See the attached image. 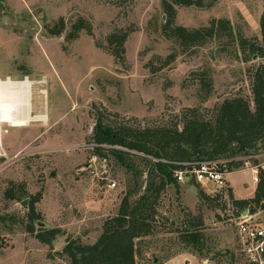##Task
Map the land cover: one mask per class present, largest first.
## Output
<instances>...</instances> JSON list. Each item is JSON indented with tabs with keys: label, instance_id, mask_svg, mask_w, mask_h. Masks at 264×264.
Masks as SVG:
<instances>
[{
	"label": "rangeland",
	"instance_id": "obj_1",
	"mask_svg": "<svg viewBox=\"0 0 264 264\" xmlns=\"http://www.w3.org/2000/svg\"><path fill=\"white\" fill-rule=\"evenodd\" d=\"M203 2L201 7L174 5V25L192 29L212 18H227L248 40L246 48L219 46L211 40L183 52L160 33L165 18L162 0H0V78L32 82L30 113L37 115L26 126L2 124L0 264H69L57 254L66 238L94 242L103 220L117 212L132 176L109 149L126 148L98 143L97 121L138 131L173 125L181 129L188 108L212 119L220 103L235 96L247 98L253 108L252 74L264 56L252 53L248 44L264 46L259 25L263 1ZM4 14L33 27H8L1 20ZM79 16L89 22L91 33L81 31L67 39L71 22ZM59 17L64 18L65 29L52 35L45 25ZM120 28L130 30L123 60L106 49L107 34ZM172 52L174 60L163 65ZM200 70H209L213 82L212 94L204 102L193 75ZM253 158L241 157L240 164L226 167V186L220 189L193 178L176 181L178 187L167 185L157 205L163 224H155L154 233L142 239L143 256L137 263L148 264L152 258L161 262L168 254L187 251L206 264H245L237 245L239 216L230 206L228 189L234 198L253 196ZM256 158L260 164L264 154ZM134 160L144 167L145 160ZM145 175L146 171L142 178ZM198 188L209 198L200 197ZM7 190L10 193L5 194ZM33 197L39 214L34 229L64 232L51 245L26 230ZM251 218L264 221V209ZM195 227L204 244L201 252L183 249L178 242L183 229ZM179 260L201 264L188 255Z\"/></svg>",
	"mask_w": 264,
	"mask_h": 264
},
{
	"label": "trees",
	"instance_id": "obj_2",
	"mask_svg": "<svg viewBox=\"0 0 264 264\" xmlns=\"http://www.w3.org/2000/svg\"><path fill=\"white\" fill-rule=\"evenodd\" d=\"M216 0H208L211 5ZM259 25L264 42V0ZM174 5L204 6L203 0H162L164 19L160 24V33L175 42L181 50L203 46L208 41H214L219 46H231L244 49L247 39L238 34L229 19L212 18L204 26L188 29L174 25L176 10ZM66 22L59 17L54 24L45 25L52 35H60ZM81 31L91 33L89 22L82 16L70 24L67 39H75ZM130 30L120 28L109 32L106 36V49L115 59L123 60L124 43ZM252 53L264 56V46L249 43ZM176 53H170L163 65L169 64ZM198 85L200 102L206 101L213 91V82L209 70L193 72ZM252 102L243 96L225 98L216 108L212 119L202 118L197 108H188V114L183 117L181 129L173 126H158L134 130L129 128H110L100 121L95 124L98 132L97 142L126 148L122 150L111 147L112 157L124 169L131 173L132 186L125 191L117 212L106 217L102 222V231L92 243H84L77 237L68 236L65 244L57 254L66 257L69 264H138L137 258L142 255L140 245L142 239L154 233L155 224H163L157 214V205L165 187L173 184L178 187L172 175V165L162 161H188L195 159H226L227 168L240 164L238 158L252 159L253 165L259 162L256 156L264 154V63L258 65L252 74ZM100 149V148H98ZM141 152L150 156L140 157L133 153ZM145 160L141 164L134 158ZM245 159V160H246ZM146 175L142 178L143 172ZM21 187V186H19ZM10 193V191H6ZM200 197L208 199V195L198 188ZM230 206L239 214L247 209L249 214L264 209V172L258 169V181L250 198L236 199L228 189ZM37 198L30 201L26 211V230L42 243L51 245L58 235L63 234L56 228L34 229V221L39 217L35 212ZM173 225V223H170ZM178 242L183 249L194 248L201 252L204 247L201 234L196 229H183L179 233ZM180 252L168 254L163 260ZM153 258L148 264H158Z\"/></svg>",
	"mask_w": 264,
	"mask_h": 264
},
{
	"label": "built area",
	"instance_id": "obj_3",
	"mask_svg": "<svg viewBox=\"0 0 264 264\" xmlns=\"http://www.w3.org/2000/svg\"><path fill=\"white\" fill-rule=\"evenodd\" d=\"M23 81L30 82L27 78L14 80L10 77L6 79L0 78V86L3 83H16L17 86L22 87L15 94V100L17 103V109L14 113L17 116L19 112L20 117L26 116L23 110L25 100L28 96L30 97V84L23 85ZM30 92V93H29ZM29 93V95H28ZM1 97V95H0ZM29 123V120L26 121ZM150 157V156H149ZM151 159H154L150 157ZM162 161L170 163L172 165V175L177 182H185L193 178L196 182L201 184L210 183L213 188L220 189L226 186V174L228 173L227 160L226 159H195L188 161H176V160H165ZM264 172V160L251 167L253 173L252 181H258V169ZM115 183L112 182L111 186ZM240 213L236 222L237 231V245L239 252L245 264H264V221H256L251 218V215L247 213Z\"/></svg>",
	"mask_w": 264,
	"mask_h": 264
},
{
	"label": "bare ground",
	"instance_id": "obj_4",
	"mask_svg": "<svg viewBox=\"0 0 264 264\" xmlns=\"http://www.w3.org/2000/svg\"><path fill=\"white\" fill-rule=\"evenodd\" d=\"M23 85H27V90L25 92H28V84H32V82L23 81V83H20ZM22 87H19L16 85V83H3L0 86V145H1V131H2V124H7L10 126H26V121H35L32 119H35L37 115H31L30 113V102H29V96L25 99L27 100L24 103L23 110L26 113V116L20 117L19 112L17 113V116H15V111L17 109V103L15 98V94L21 89ZM31 91V86H30ZM30 93V92H29ZM28 93V95H29ZM17 122L18 124H15ZM15 124V125H14Z\"/></svg>",
	"mask_w": 264,
	"mask_h": 264
},
{
	"label": "crops",
	"instance_id": "obj_5",
	"mask_svg": "<svg viewBox=\"0 0 264 264\" xmlns=\"http://www.w3.org/2000/svg\"><path fill=\"white\" fill-rule=\"evenodd\" d=\"M229 173V172H228ZM253 176V175H252ZM227 180V179H226ZM229 182V181H228ZM254 183V185H253V188H252V193L254 192V189H255V186H256V182H253ZM205 185H207V184H205ZM212 186V185H211ZM229 186L232 188V190H233V192L235 193V191H234V188H233V186L229 183ZM250 197V196H249ZM235 198L236 199H242V198H248V197H237L236 195H235ZM245 211V213H246V210H243L242 212H244ZM247 213H248V210H247ZM249 214V213H248ZM253 214H255V213H253ZM253 214H249V215H253ZM186 255H188L191 259H196L199 263H201V264H206L205 263V261H201L195 254H193V253H191V252H180V253H178V254H176V255H174V256H172V257H170V258H168V259H165V260H163V261H161V262H159L158 264H180V258L181 257H184V256H186ZM186 262L188 261V260H185ZM182 264H184V263H182Z\"/></svg>",
	"mask_w": 264,
	"mask_h": 264
},
{
	"label": "water",
	"instance_id": "obj_6",
	"mask_svg": "<svg viewBox=\"0 0 264 264\" xmlns=\"http://www.w3.org/2000/svg\"><path fill=\"white\" fill-rule=\"evenodd\" d=\"M1 20H2L3 24H5L6 26L11 27V28L30 29L33 27L31 25H28L27 23H25L23 21H19V20L12 18L8 14H4L2 16ZM21 203H22V205H25L26 199L22 200ZM243 214H245V211L243 212Z\"/></svg>",
	"mask_w": 264,
	"mask_h": 264
}]
</instances>
